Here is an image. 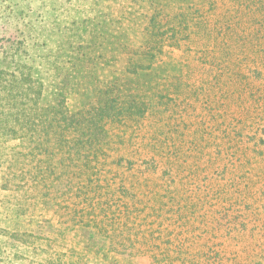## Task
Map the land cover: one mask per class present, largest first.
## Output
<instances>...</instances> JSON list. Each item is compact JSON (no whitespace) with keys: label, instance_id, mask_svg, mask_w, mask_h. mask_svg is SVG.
<instances>
[{"label":"trees","instance_id":"trees-1","mask_svg":"<svg viewBox=\"0 0 264 264\" xmlns=\"http://www.w3.org/2000/svg\"><path fill=\"white\" fill-rule=\"evenodd\" d=\"M223 1L136 0L50 91L0 72L2 263L264 264V0Z\"/></svg>","mask_w":264,"mask_h":264},{"label":"rangeland","instance_id":"rangeland-1","mask_svg":"<svg viewBox=\"0 0 264 264\" xmlns=\"http://www.w3.org/2000/svg\"><path fill=\"white\" fill-rule=\"evenodd\" d=\"M135 3L136 0H0V72L13 71L15 63L32 66L41 71L43 84L49 91L52 90L51 85L55 81L48 77V63L56 58L57 66L58 61L64 56L78 52L77 45H88L93 35L97 37L95 23L107 25L106 33L98 35L106 36L108 40L119 36L118 31L109 30V25L113 24L120 29L119 25L124 24L126 18H134L130 7ZM217 5L237 4L233 0H224ZM220 8L218 6V9ZM220 13L221 11L216 12L210 21L211 28L219 19ZM217 14L218 17L215 18ZM232 15L228 14V18L231 19ZM67 101L71 110L78 108L77 95L70 94ZM15 144V141L0 139V153L10 151ZM46 219L56 226V218L40 207L34 224ZM5 241V238L0 236V247ZM6 249L10 252L8 247ZM3 259H0V264H5L2 263ZM91 264H152V262L146 256L108 254L94 258Z\"/></svg>","mask_w":264,"mask_h":264}]
</instances>
